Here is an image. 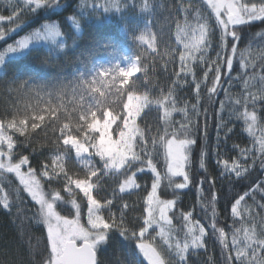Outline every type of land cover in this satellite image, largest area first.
<instances>
[{
  "label": "snow or ice",
  "instance_id": "6c2138e0",
  "mask_svg": "<svg viewBox=\"0 0 264 264\" xmlns=\"http://www.w3.org/2000/svg\"><path fill=\"white\" fill-rule=\"evenodd\" d=\"M24 2L38 8L45 3V0H24ZM204 2L214 14L219 28V51L215 59L208 56L213 34L210 24L200 22L199 11L196 14L195 24L190 23L186 15L183 23L176 24V42L183 49L178 52L179 70L174 71L175 79L170 86L166 90L161 88L156 96H150L147 92L137 94L132 88L125 93L119 88L118 93L126 96V102L122 103L121 110L116 112L105 110L104 102L97 100L95 110L92 106L82 105L78 114L73 116L76 109H70L64 103L66 91L58 95L60 103L56 105L49 101L46 107L37 106L31 112L18 111L8 120H0V173L15 175L22 190L38 205L37 223L43 225L46 231L47 255L38 262L33 261V264H109L107 260L98 259V253L102 254L106 245L118 247L120 256L117 264H188L190 249L205 248L207 229L193 219L191 212L181 213L186 223V239L183 242L173 241L172 218L169 214L175 209L177 201L161 198L159 189L164 180L167 181L168 187L175 190L185 189L193 182L188 165L197 140L193 135L194 121L189 115L190 108L196 115L207 116L206 111L201 113L199 110L201 86H205L208 100L211 102L222 87V73L226 70L231 75L234 59L237 58L240 69L236 73V79L242 81L247 95L234 98V103L243 108V111L236 113V119L243 120L245 131L254 139L253 147L256 148L258 145L260 167L264 168V126L260 123L256 108L258 101H264V86L256 92L250 90L257 78L264 85V74L258 76L255 71L248 74L249 68L257 67L256 58H249L251 52L247 48L243 51L238 49L242 29L237 28L241 25H251L255 21H264V0H260L259 3H242L240 0H204ZM93 7L96 5L94 4ZM99 7L105 12L122 11L119 2L112 3L106 0ZM148 8L146 2L144 10ZM189 8L191 5L184 6L186 13ZM18 15L19 12L15 10L13 15L7 18L0 14V25L4 22L12 23ZM2 37L3 31L0 30V38ZM138 41L152 52H157L156 35L152 31H142ZM164 55L171 53L165 52ZM259 58L264 61V50L261 51ZM139 60L140 56L137 55L130 67L117 66L115 69L101 71L91 83L85 82V84L89 85L91 91L103 97L105 95L103 86L109 81L111 86H115L118 78L119 84L124 85L128 83L130 77L140 71ZM197 63L207 65L199 80L195 78L193 68ZM209 73L212 74L210 85ZM261 73H264V64L261 66ZM189 76L193 78L197 101L196 104L191 105L186 98L182 102L177 98L178 87L187 84ZM97 83L101 86L95 87ZM226 97L232 99L227 93ZM249 104L253 105L251 110ZM153 105L158 113H162V117L159 118L163 122L162 127L155 125L154 131L149 130L147 125L141 127L137 123L145 109H150ZM224 108L225 103L221 102L220 111L223 112ZM61 111L64 113L63 117L58 114ZM177 113L181 115L179 121L173 119ZM46 119L47 123H45ZM220 121L218 144L219 128H224L226 133L231 131L224 124L222 116ZM42 124H45L43 128ZM114 125L115 129H113ZM29 129L33 131L41 129L45 140L39 142V149L31 147L29 154L21 152L17 155L15 151L17 141L10 133L24 136L23 147H28L32 143L31 137L27 135ZM49 129L52 133L50 142ZM204 134L206 137V126ZM158 147L164 151L166 171L163 177L153 159V153ZM45 148H52L54 151L48 153L45 152ZM69 151H74L75 157L81 162L85 170L83 178L78 174L69 175L65 167ZM251 151L240 148L239 156L247 159ZM206 155L207 153L201 151L200 167L205 170ZM93 157L99 158L100 167L94 163ZM253 163H255L254 159ZM217 164L225 171L233 173L241 182L250 179L245 175L249 171L248 166L239 159L230 164L228 159L221 160L218 157ZM101 173L122 176L118 186L120 194H134L135 190L142 188L139 182L141 179H151L150 191H147L146 196L143 197L144 208L139 217L132 213L129 219V209L134 206L124 201L123 197H121L119 215L112 211L116 192L113 193V198L104 201L97 198L94 191L101 179ZM149 173L152 175L149 176ZM44 178L47 179L50 187L48 191L45 190L42 182ZM176 178L182 180L177 181ZM59 181H63V193L67 194V198L54 186ZM209 183L214 185V180H209ZM19 191L20 189H17V198ZM80 193L87 202L86 223L82 222L81 206L76 199ZM257 194L264 197V181H252L234 198L230 208L231 215L241 217L242 202L246 197H251L255 202ZM216 199V194L212 193L209 201V207L213 209L210 227L213 235L218 234V240L223 247L224 264H264V233L258 235L254 224L252 226L242 224L233 228L229 240L225 229L218 228L215 223ZM59 203L70 204L74 212L62 215L58 210ZM0 207L7 211L12 208V200L3 187H0ZM258 207L264 209V204H259ZM104 209L108 210L107 217L103 214ZM251 215L249 210V216ZM150 230L155 232V235H152ZM117 234L122 240L116 239ZM157 236L166 248L155 243ZM125 241L128 243H124ZM212 264H215V261H212Z\"/></svg>",
  "mask_w": 264,
  "mask_h": 264
},
{
  "label": "trees",
  "instance_id": "16d2710c",
  "mask_svg": "<svg viewBox=\"0 0 264 264\" xmlns=\"http://www.w3.org/2000/svg\"><path fill=\"white\" fill-rule=\"evenodd\" d=\"M241 1L260 2V0ZM105 2L106 0H45V3L38 8L26 4L24 0L13 8L7 2L1 4L0 14L6 18L13 15L14 10L19 12V15L12 23L4 22L0 25V30L3 31V37L0 38V120L6 121L18 111L31 112L37 106L46 107L49 101L56 105L60 103L58 95L66 91L64 103L68 108L76 109L73 116L78 114L82 105L92 106L95 110L97 100L104 102L105 110L114 112L121 110L122 103L126 102V96L118 93L119 88L125 93L132 88L137 94L147 92L150 96H156L161 88L166 90L170 86L175 79L174 71L179 70L178 52L183 49L176 42V24L183 23L186 15L189 22L195 24L197 11L200 13V22L210 24L213 31L208 56L215 59L219 51V28L214 14L207 9L204 0H107V2L121 3V12L103 11L99 5ZM146 2L149 5L148 10H144ZM94 4L96 7H93ZM187 5H191V8L186 13L184 6ZM237 28L242 29L238 49L243 51L247 48L251 52L249 58H256L257 67L249 68L248 74L253 71L258 76L264 74L261 73L264 61L259 58L261 51L264 50V21H255L251 25H241ZM143 30H150L156 35V53L146 45L139 44L138 36ZM165 52L171 55H164ZM137 55L140 56L138 61V65L141 66L140 71L130 77L127 84H119L117 78L115 86H111L109 81L103 86L102 90L105 92L103 97L91 91L89 85L85 84V82L91 83L101 71L115 69L127 62L131 56L136 58ZM206 67L207 65L202 63L193 65L197 80L202 78ZM239 69L237 58L234 59L231 75L226 70L222 73V87L211 102L208 100L205 86H201L199 110L201 113L206 111V117L194 114L190 108L189 115L194 121L193 135L197 140L188 165L193 182L185 189L175 190L168 187L167 181L164 180L159 189L161 198L177 201L175 209L169 214L172 218L173 241L183 242L186 239V223L181 217L182 212H191L193 219L207 229L205 248L190 249L188 264H212V261H215V264H224L223 247L218 240V234L213 235L210 227L213 209L209 207V201L212 193L217 196L214 201L215 223L218 228L225 229L229 240L233 228L242 224L248 226L254 224L258 235L264 233V220H262L264 209L258 207L259 204H264V197L260 194L255 196V202L251 197H246L240 206L241 217H233L230 212L234 198L252 181H264V168L260 167L258 145L256 148L253 147L254 139L245 131L243 120L236 119V113L243 111V108L234 103V98L247 95L242 81L236 79ZM211 80L212 74L209 73V85ZM94 86L100 87L101 84L97 83ZM262 86L264 85L257 78L250 90L256 92ZM226 93L232 99H228ZM177 98L181 102L186 98L189 105L197 103L191 76L188 77L187 84L178 87ZM221 102L225 103L223 112L220 111ZM248 107L251 110L253 105L249 104ZM256 108L260 123L264 126V101H258ZM58 114L61 117L64 115L63 111ZM97 115L99 116L100 113L98 112ZM221 116L224 124L231 131L226 133L224 128H219L218 144L217 135ZM159 117H162V113H158L153 105L150 109H145L137 123L141 127L147 125L149 130L154 131L155 125L163 126ZM173 119L179 121L181 115L177 113ZM44 126L45 124H42V128ZM10 134L17 141L15 150L17 155L21 152L29 154L31 147L39 149V142L45 140L41 129L34 131L29 129L27 135L31 137L32 143L28 147H23L25 137L18 133ZM51 137L52 133L49 129V142ZM240 148L252 150L247 159L239 156ZM52 151L54 149L45 148V152ZM201 151L207 153L206 170L200 167ZM218 157L221 160L228 159L230 164L238 159L241 160L248 166L249 171L245 175L250 179L239 181L233 173L218 166ZM153 159L163 177L166 163L162 148H157L153 153ZM93 161L97 167L101 166L99 158L93 157ZM65 167L69 175L78 174L80 178L84 177L85 170L79 159L75 157L74 151H69ZM100 175L101 179L94 191L97 198L104 201L113 198V193L116 192L112 211L119 215L121 197H123L124 201L134 206L129 209V219L132 213L139 217L144 208L143 197L146 196L147 191H150L151 179H141L139 182L142 188L135 190L134 194H120L118 193V186L122 181L120 174L101 173ZM176 179L182 180V178ZM209 180H214V185H210ZM42 182L45 190H50L47 179L44 178ZM54 186L67 198V194L63 193V181L56 182ZM0 187L8 192L12 200L10 211L0 207V264H33V261L42 260L47 255L46 231L43 225L37 223L38 205L22 190L14 174L0 173ZM17 189H20L19 198H17ZM76 199L81 206L82 222L86 223V198L80 193ZM58 210L62 215L74 212L70 204L64 203L58 204ZM103 214L107 217L108 210L104 209ZM116 239L122 240L118 234ZM160 246L166 248L163 244ZM119 256L117 246L106 245L103 253H98V259L107 260L109 264H117Z\"/></svg>",
  "mask_w": 264,
  "mask_h": 264
},
{
  "label": "rangeland",
  "instance_id": "374dc122",
  "mask_svg": "<svg viewBox=\"0 0 264 264\" xmlns=\"http://www.w3.org/2000/svg\"><path fill=\"white\" fill-rule=\"evenodd\" d=\"M3 2H7V3L9 4V6H10L11 8H13V7L19 6L21 0H0V6H1V4H2ZM240 2H242V1L240 0ZM242 3H243V2H242ZM206 7H207V5H206ZM207 9H209V10L211 11L210 8L207 7ZM143 31H145V30H143ZM133 62H135V58H133V57L131 56L127 62H124V63H123L122 65H120L119 67H121V68H128V67L131 66V64H132ZM135 74H137V73H135ZM135 74H134V75H135ZM134 75H133V76H134ZM117 123H119V121H117ZM115 127H116V126L114 125V126H113V129H115ZM114 138H115V136H114ZM150 233H151L152 235H155V232H153L152 230H150ZM155 243H156L157 245L163 244V242L160 240V238H159L158 236L156 237V241H155Z\"/></svg>",
  "mask_w": 264,
  "mask_h": 264
}]
</instances>
